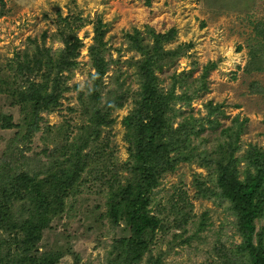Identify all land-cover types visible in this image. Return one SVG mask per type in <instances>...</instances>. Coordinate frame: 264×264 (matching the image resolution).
I'll list each match as a JSON object with an SVG mask.
<instances>
[{"label": "rangeland", "instance_id": "374dc122", "mask_svg": "<svg viewBox=\"0 0 264 264\" xmlns=\"http://www.w3.org/2000/svg\"><path fill=\"white\" fill-rule=\"evenodd\" d=\"M58 16L68 18L64 31L59 28ZM98 20L105 30L102 42L107 50V65L94 97L92 76L96 71L89 48L94 43ZM263 28L264 0H0V121L7 115L16 125L2 129L0 123V178L19 171L43 177L55 162L50 154L66 143L78 142L83 136L78 128L89 125L94 113L103 114L110 123L101 126L97 148L111 156L110 163L117 164L116 180L105 174L102 179L99 173L92 177H87V171L81 173L63 215L43 232L40 254L48 250L61 252L57 264H109L114 240L120 232L128 233L125 226L124 230L113 229L106 215L108 193L117 181L123 184L126 176L124 164L129 154L122 120L134 110L133 92L139 85L138 68L129 61L139 60L140 54L129 50L128 36L138 31L147 44L151 43L149 29L154 34L176 31L163 48H180L184 55L155 70V76L166 90L173 76L189 74L188 78L182 77L175 92L192 95L196 90L199 96L189 106L182 101L176 103L174 110H180V115L175 114L173 126L177 127L184 118L208 117V102L220 106L223 112L217 116L219 129L213 132L205 124L202 131L195 129L197 136H191L192 146L200 156L211 149L212 138L235 120L244 122L240 136L243 150L249 145L264 148V70L245 69L256 45L264 44L258 34ZM72 29L81 48L75 67L62 74L60 81L66 91L58 107L40 114L38 130L27 133L30 126L25 124L33 120V113L17 100L29 82L45 83L43 75L47 72L43 67L30 74L22 66L33 67L39 50L43 60L47 55L60 56L64 48L60 30L69 33ZM210 64L214 67L207 70L205 89L199 90L200 76ZM52 79L53 73L46 92L52 90ZM116 102L120 106L116 107ZM89 151L84 149V154ZM204 164L194 157L160 180L149 211L161 219L163 229L157 230L151 251L140 264H148L150 259H158V264H247L240 254L242 238L228 204L219 197L196 195L194 185L204 177L208 180L210 171ZM242 165L246 174L248 169L243 162ZM1 179L0 184L4 182ZM255 224L260 232L264 218ZM10 246L13 253L14 244ZM7 249L0 238V264H10Z\"/></svg>", "mask_w": 264, "mask_h": 264}, {"label": "trees", "instance_id": "16d2710c", "mask_svg": "<svg viewBox=\"0 0 264 264\" xmlns=\"http://www.w3.org/2000/svg\"><path fill=\"white\" fill-rule=\"evenodd\" d=\"M57 22L63 31L69 25L67 17L58 16ZM61 30L64 48L60 56L47 55L48 58L43 60V53L39 50L40 55L33 67L29 64L22 66L28 68L30 74L38 73L43 67L47 72L43 75L45 83L29 82L17 100V103H22L33 113V120L25 124L30 126L27 133L38 130L41 113L59 106V99L66 91L65 84L60 81L62 74L76 65L81 41L75 29L69 33ZM149 31L151 43L147 44L143 43L138 31L128 36L129 50L140 54L139 60L129 61L138 68L139 85L133 92L134 110L122 120L129 154L128 162L124 164L126 176L123 184L117 181L116 187L110 190L106 204V215L113 229L124 230L125 226L128 233L120 232L122 234L114 240L109 264H140L144 257H148L157 230L163 229L161 219L149 211L154 190L164 175L174 172L180 163L189 162L194 157L205 162L204 165L210 171L208 180L204 177L194 185L196 195L209 199L219 197L228 204L230 209H227L235 217L236 229L242 238L240 254L245 256L247 264H264V226L257 232L255 224L264 218V148L249 145L243 150L240 136L244 122L235 120L231 126L221 129L218 137L212 138L210 150L203 151L200 156L196 154L191 136H197L205 124L215 132L220 127L217 116H222L223 112L220 106L208 102V117L196 120L184 118L177 127L173 126L175 114L180 115V110H174L176 103L182 101L185 106H189L199 94H196V90L192 95H187V91L176 94V87L182 82V77L188 78L189 74L175 75L168 89L161 87L155 70H161L170 60L184 54H181L183 51L180 48H163L175 36L174 29L166 34H154L152 29ZM104 33L101 20H98L94 27V43L89 48L96 71L92 76L94 97L106 72L104 55L107 50L102 42ZM258 34L264 41V28ZM263 45H256L251 53L245 68L247 72L264 70ZM211 67L214 65L206 67L200 76L199 90L205 89L203 80ZM51 73L54 74L52 90L46 92ZM102 115L94 113L89 118V125L78 128L83 134L78 142L66 143V146L57 147V151L50 154L55 162L52 168L43 172V177L36 176V172L19 171L0 178L4 181L0 184V238L8 248L6 256L10 264H57L62 258L61 252L48 250L40 254L38 247L43 232L50 228L55 218L63 215L66 201L75 191L81 173L87 171V177L99 173L102 179H105V174L116 180L114 168L117 164L110 163L111 156H106L100 150L102 148L98 149L96 145L100 139L101 126L110 124L107 117ZM1 121L2 129L16 127L11 116H2ZM88 148L90 151L84 154V149ZM72 158L76 159L74 163ZM242 162L244 168L248 169L246 174L242 172ZM12 244L15 247L13 253L10 251ZM158 262V259H150L148 264Z\"/></svg>", "mask_w": 264, "mask_h": 264}]
</instances>
